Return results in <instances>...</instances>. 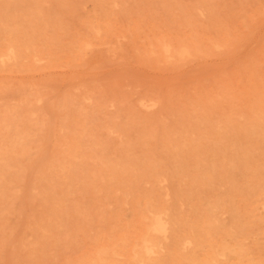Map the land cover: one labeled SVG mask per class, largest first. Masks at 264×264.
Returning a JSON list of instances; mask_svg holds the SVG:
<instances>
[{"label":"bare ground","instance_id":"1","mask_svg":"<svg viewBox=\"0 0 264 264\" xmlns=\"http://www.w3.org/2000/svg\"><path fill=\"white\" fill-rule=\"evenodd\" d=\"M72 1L0 0V253L11 212L34 235L12 239L22 264H262L214 214L264 197V3L231 29L216 0H156L163 17L134 0L124 20L128 0H92L64 32L48 7ZM100 44L93 64L120 72L73 73ZM191 60L196 95L181 85ZM61 66L63 90L17 76Z\"/></svg>","mask_w":264,"mask_h":264},{"label":"rangeland","instance_id":"2","mask_svg":"<svg viewBox=\"0 0 264 264\" xmlns=\"http://www.w3.org/2000/svg\"><path fill=\"white\" fill-rule=\"evenodd\" d=\"M216 1H218L220 5L219 9L221 10V14L223 15L222 17L225 18L228 26L231 29H238V27L241 25V22L248 21L249 15L252 14L255 8L258 7L260 4L264 3V0H216ZM72 2L73 3L75 2L72 8V11H68V8L65 5H53L50 3L48 7V10L50 13L48 15L52 16V14H55L56 16L58 17L61 16L63 18L64 25L62 29L64 30V32L66 31L76 32L77 31V33H79L83 30L82 24L80 23V16L81 15L83 16L85 14H90L92 9L94 8V4L92 0H73ZM183 2L188 3L191 1L183 0ZM123 6H124L125 12H123V14L121 15L122 20H124L126 16L128 17L132 14V11L135 9L134 8L135 6L140 7V5L134 0H128V2L124 1ZM143 7L151 8L150 10H154V12L158 13V15L161 17L166 16V13L163 11V9L160 8L156 0H148L143 5ZM62 11H64L63 14H62ZM146 12H149V11H146ZM202 16L205 17V14L202 13ZM258 28L259 29H257V34H261L264 31V22L259 24ZM53 30L48 29V33L58 34V29L53 28ZM258 30L260 33L258 32ZM251 43L250 45L248 44L246 46V49H249L253 45V43L252 44ZM102 48H104L103 44L94 45L92 50H90V52L87 53L89 56H87V54L85 55V57L87 58L83 60V62L80 64L81 66L77 65V67L75 66L74 69H72L73 73H76L77 71L81 72L83 68L82 74L85 73L86 74L85 76H88L90 73H93L95 71L99 72V70L100 72L101 70L102 72L106 70L105 73L108 71L107 74L105 75L103 74L102 76L103 79H104V76L108 74L110 77H113V75H117V73L120 72L122 64L121 63L119 64V60L115 57H111V58H107L103 60L101 65H100V62H96V61H95L96 63H94L95 65L93 64L94 62L93 60L95 58L97 59L100 56V54L103 52ZM113 59L115 61H113ZM205 60L207 61L204 64H206L208 67L216 66L215 62H213V56H208L207 58H205ZM84 61L85 63H87L88 66L84 63ZM117 64H119V66H116ZM128 64H129L127 65L128 67L127 66L126 67L127 69H129L128 71H130V73H133L135 71L140 72L139 65L132 64V63H131L132 65L130 63ZM93 65L97 67L94 68ZM196 65H197V62L194 60H191L183 66L182 68L183 73H184L183 75H187L185 77L187 78L185 79L186 81H189V79L191 78L192 75H188V74L190 71H192L196 67ZM64 67H65L64 69L66 70V66ZM116 67H117V70H116ZM71 68H69L70 70H67V73L68 71H71ZM64 69H63V66L51 67V69L34 71L33 74L26 73V72H19L17 73V76L22 77V78L37 79V80L48 79L52 86L54 85L55 87H57L58 90H63L66 87H68V83H70L68 81V77L67 78L65 77L66 74L64 72L65 71ZM86 69L87 71L84 72ZM113 69L114 71L109 73V71H112ZM111 73H113L112 76H111ZM30 75H31V78H30ZM88 77H90V75ZM202 82L208 83L209 79L206 78L202 80ZM181 85L189 93L193 95L198 94L197 87L193 84V81L181 82ZM60 87L63 89H61ZM8 95H10V93ZM136 95H137V92L134 91L132 93V96H136ZM110 108H113V106H110ZM223 200L232 201L234 203H248V205L236 204V206L233 208L234 210H231L229 209V207L226 206L221 209H218L216 213L214 214V216H216V218L220 222H223L224 225L230 229L229 231L230 233L229 234L226 233L224 235L225 243L227 244L229 248H232V249L237 248L238 246L237 243L239 242L242 243L245 247H247L251 251L255 259L262 260L263 261L262 264H264V197H260L258 199L231 197V198H224ZM255 203L258 204V207H256L257 209L244 210L246 206H250V204L253 205ZM210 216H212L211 213H210ZM7 222H8V225L15 226V231L11 233L10 235L11 240L8 242V245L0 253V264H22L19 260L16 259V261H13L10 258V247H11L12 239L16 240V238L21 234L27 238L32 239L34 235L31 232L29 227H25L23 224L20 223V219L14 213H11V212L8 213ZM236 225H240V228L239 226H236ZM237 257L238 256H236L234 252H226L224 255H222L221 258L225 262V264H249V263H246L247 256L243 257L241 259V262H239V259H237ZM41 264H53V262L51 261V257H47L46 260L41 262Z\"/></svg>","mask_w":264,"mask_h":264}]
</instances>
